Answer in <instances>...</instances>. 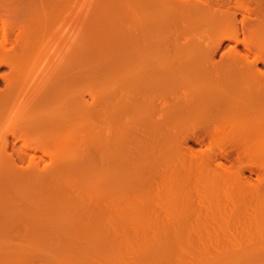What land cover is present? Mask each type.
Here are the masks:
<instances>
[{"label": "rangeland", "instance_id": "1", "mask_svg": "<svg viewBox=\"0 0 264 264\" xmlns=\"http://www.w3.org/2000/svg\"><path fill=\"white\" fill-rule=\"evenodd\" d=\"M132 1L89 0L88 5L84 0H77L72 23L64 19L67 18V11L63 6L53 7L49 11L50 5L47 4L49 7L46 11L50 19L46 20L47 23L45 21L46 24L40 30L44 32L41 34L43 40L36 38L40 34L33 38V45L39 50H31L23 64L29 77L37 72L31 79L43 71L40 86L34 85L39 91L31 93L29 102L31 107L36 105L46 110L62 95L66 97L73 94L71 102L77 118L75 149L60 153L59 159L63 161H58L60 165H55V168L49 166L52 163L50 153L46 152V156L39 150H24L26 156L22 167L27 165L28 157L31 156L38 161V168L51 167L43 173L24 175L25 178L12 177L11 173L3 169L0 173V242L6 243V236L11 234L23 240V236L30 233L29 242L34 240V243L37 241L48 247H62L65 251L72 247L77 253L78 248L81 251L80 247L86 245L89 250H97L93 255L107 260L105 264H220L221 261H232L231 254L224 256L221 261L219 258L221 234L226 229L222 231L221 226L226 221L231 231L232 222L234 227L235 222L238 225L244 219L241 221L240 218L238 223L239 218L232 221L228 213L199 212L197 204L189 197H172L168 194L167 186L160 183L164 169L159 172L162 175L160 177V170L155 167L159 161L162 169L164 163H161V159L156 160L151 120L160 117V114L156 115V111L160 112L161 109L158 103L164 105L167 99L149 97L160 86L165 92L167 90L164 88L169 86L168 91L173 96L183 90V77L190 68L180 66L182 62L185 63L182 59L180 65L169 58L165 61L162 59L171 54L172 49L176 51L179 45V51L182 52L184 46L181 43L184 45L185 41L180 36H172L182 28V20L145 16L147 10L151 12L149 5L138 4V0ZM56 13L61 17L58 23L54 18ZM236 19L241 18L237 15ZM242 36L247 38L248 35ZM238 38L240 40V36ZM232 45V42H224L223 48L214 54V61L219 59L222 50ZM239 45L236 49L245 52ZM192 48L196 52L201 51L197 46ZM174 63H177V69L185 70L180 72L174 69ZM153 65L154 68H151ZM257 68L264 71L262 64H257ZM5 72V68L0 69V73ZM152 73L158 74L153 76ZM176 84L179 85L177 94L174 92ZM164 91L156 94L161 95ZM167 101L170 102L169 99ZM87 107L90 108L87 110ZM182 108L185 111L184 107H179V110ZM173 110L178 108L166 109L165 114H177ZM151 112L153 117H150ZM178 113L181 114L180 111ZM164 123L163 128L167 126ZM146 128H150L151 132L146 131ZM129 131L136 133L130 134L132 132ZM7 138L12 140L10 136ZM20 143L17 141L16 147ZM187 145L194 150H203L205 147L191 141ZM3 153L0 154L3 156ZM229 229L225 230L226 234ZM110 256L112 260L107 258Z\"/></svg>", "mask_w": 264, "mask_h": 264}, {"label": "bare ground", "instance_id": "2", "mask_svg": "<svg viewBox=\"0 0 264 264\" xmlns=\"http://www.w3.org/2000/svg\"><path fill=\"white\" fill-rule=\"evenodd\" d=\"M76 1L0 0V69H6L5 73H0V153L4 152L3 156L0 154V173L3 169L11 173V176L17 177L43 173L53 166L55 168V165H60L58 162L60 153L71 152L74 148L77 118L71 102L73 94H68V97L62 95L61 99L56 100V103L46 110L36 105L31 107L29 97L32 92L39 91L34 85L37 86L41 82L43 71L39 70L41 72L31 79L37 72L34 70L35 73L29 77L27 71H24L26 68L23 69V64L31 50H39L34 47L33 38L40 34V37L36 38L43 40L41 34L44 32L40 30L43 24L47 23L46 20L50 19L46 11L47 4L50 5L49 11L53 7L63 6L67 11V15L65 14L67 18H63L68 23H72ZM87 1L89 3V0H84L86 4ZM128 1L125 0L126 3L132 0ZM136 2L149 5L151 12L146 9L145 16L182 20V28L177 32L173 30L172 34V36H180L185 41L184 45L181 43V46H184L182 52L179 51V45L176 51L170 50L171 54L166 53L168 55L162 59L165 61L169 58L177 63L179 61L181 63L182 59L185 63L179 65L190 68L186 70L189 71L188 73L185 72L187 74L183 77L184 84L181 85L183 90L180 88L182 90L180 93L179 85L176 84L174 92L179 93L178 95L173 96L174 94L168 91L169 86L164 88L168 93L160 86L158 88L164 91L162 97L159 95L162 91L159 89L155 91L159 94L153 93L154 95L149 97L159 96L170 100V102L164 101V105H161V100L159 101L158 107L161 109L155 114H160V117L154 119L152 113L155 111L151 112L153 125L152 128L149 125L147 127H150L152 132L150 128H146V131L154 136L156 160L161 159V163H164L161 169L159 161L156 163L154 160L156 170L158 168L160 170L158 175L159 172H165L160 183H163L164 187L167 186L168 194L172 197H189L197 204L199 212L228 213V218L232 221L239 218L238 223L240 218L241 221L242 218L244 219L238 225L235 222L237 226L234 227V222L230 221L233 223L230 225L233 232L227 228L228 222L222 223L221 230L229 229V233L220 230V233L222 232L220 261L224 256L231 254L234 259L227 261L228 264H264V71L257 68V64L264 66V0H138ZM237 15L240 16V20L236 19ZM57 16L59 18L56 13L54 17L56 23L61 20V17L58 19ZM176 25L178 27V24H175V27ZM245 34L248 35L247 38L245 36L241 38V35ZM227 41L232 42L233 45L222 50L219 59L214 61V54L222 49L223 43ZM40 43L38 42L42 46ZM237 45L242 46L245 52L238 51ZM191 46H197L201 51L196 52L192 48L193 52ZM158 56L161 58V55ZM32 57L35 59L34 56ZM167 61L165 63H168ZM177 63H174L176 65L174 69L178 67ZM151 68H154V65ZM177 70L183 72L185 69ZM177 70L175 74L178 73ZM142 100L141 102L145 103ZM175 107L178 110L179 107H184L185 111L182 108L179 110L181 114L178 110L177 112L173 110V113L177 114H165L166 109ZM89 108L87 107V110ZM162 123L167 126L163 128ZM8 135L12 140L7 138ZM17 141L21 143L16 147ZM188 141L205 147L203 150L191 149L187 145ZM29 148L33 152L39 150L44 154L50 153L51 167L38 168V161L31 156L28 157L27 163L25 162L27 165L22 167L26 156L24 150ZM5 153H8L6 157H4ZM162 159L166 160V164ZM6 237H8L7 241L2 239L6 243L0 242V264L107 263V260L101 259L99 255H93L97 250L90 249V251L85 247L86 245L80 247L81 251L78 248L79 252L77 249L76 253L72 247L65 251L62 247H48L45 243H37V241L34 243V240L29 242L30 233L23 236V240L15 234ZM121 250L123 252L124 247ZM110 257L107 258L112 260L113 257ZM183 261L188 263L189 260ZM225 261L223 263L227 264ZM223 263L221 261L220 264Z\"/></svg>", "mask_w": 264, "mask_h": 264}]
</instances>
